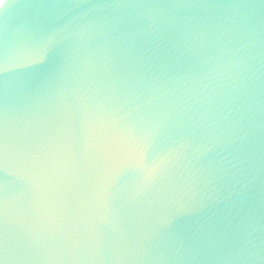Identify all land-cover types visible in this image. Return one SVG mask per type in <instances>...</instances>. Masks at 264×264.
I'll return each instance as SVG.
<instances>
[{"label": "water", "instance_id": "1", "mask_svg": "<svg viewBox=\"0 0 264 264\" xmlns=\"http://www.w3.org/2000/svg\"><path fill=\"white\" fill-rule=\"evenodd\" d=\"M0 264H264V0H0Z\"/></svg>", "mask_w": 264, "mask_h": 264}, {"label": "snow or ice", "instance_id": "2", "mask_svg": "<svg viewBox=\"0 0 264 264\" xmlns=\"http://www.w3.org/2000/svg\"><path fill=\"white\" fill-rule=\"evenodd\" d=\"M3 145V129L2 124H0V147Z\"/></svg>", "mask_w": 264, "mask_h": 264}]
</instances>
